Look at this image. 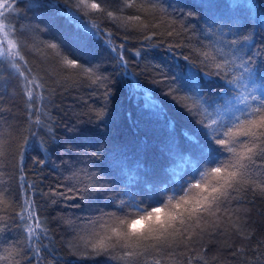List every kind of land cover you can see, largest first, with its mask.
<instances>
[{
    "label": "trees",
    "instance_id": "obj_1",
    "mask_svg": "<svg viewBox=\"0 0 264 264\" xmlns=\"http://www.w3.org/2000/svg\"><path fill=\"white\" fill-rule=\"evenodd\" d=\"M124 2L108 0L106 7L122 16L141 15L149 27L138 29L135 21L124 27L93 13L96 28L89 30L48 0H14V12L7 14L15 26L14 38L27 44L24 61H17L20 71L36 82L27 85L8 62H0V257L11 248L21 250L15 261L0 264H124L106 255L78 254L83 250L79 238H89L93 227L99 228L92 223L98 217L124 214L117 211L122 193H132L146 208L154 194L174 195L183 181L198 178L184 165L177 168L176 178L165 173L173 161L161 151L169 122L175 126L180 151L197 155L185 132L203 141L199 120L206 116L182 91L185 73L200 76L202 102L219 112L221 120L230 122L236 112L230 103L234 89L200 55L210 52L223 59L215 41L205 35L213 23L209 17L237 20L249 39L245 52L264 67V0H253L251 15L243 7L245 0L235 9L229 6L231 0H212L216 7L211 12L202 6L208 0H137L157 9L147 18ZM88 23L85 17L84 25ZM225 32L232 38V32ZM49 42L57 43L59 52L48 48ZM112 48L122 52L126 64ZM64 59L78 61L81 68L65 66ZM26 86L33 92L31 101ZM149 97L159 110L151 107ZM137 161L143 165L144 180L133 184L122 169ZM97 182L107 195L88 194ZM26 197L48 230L31 245L18 216ZM219 215L220 227L211 235L202 240L194 235L161 264H264V192L241 193L227 213ZM77 243L80 249L73 247ZM153 259L150 256L147 264Z\"/></svg>",
    "mask_w": 264,
    "mask_h": 264
},
{
    "label": "snow or ice",
    "instance_id": "obj_2",
    "mask_svg": "<svg viewBox=\"0 0 264 264\" xmlns=\"http://www.w3.org/2000/svg\"><path fill=\"white\" fill-rule=\"evenodd\" d=\"M36 2L38 3V0ZM48 3L71 22L86 26L89 30L96 28V17L93 13L102 14L124 27L133 21L138 22L136 25L138 29L149 27L141 15L122 16L117 11L108 9L106 7L108 0H62L63 8H60V0H48ZM202 6L211 12L216 4L208 0ZM229 6L233 9L241 7L240 0H231ZM124 7L136 8L138 12L145 14V18L149 14L155 15L157 11L155 7L148 9L137 4V0H125ZM243 7L247 8L251 15L255 4L253 0H245ZM12 12L14 0H0V62H8L30 86L36 81L25 76L17 63L24 61L22 49L26 48L27 44L19 38H14L15 26L7 15ZM85 17L89 21L87 25H84ZM209 19L213 23L205 30V35L215 41L217 51L223 59L210 52L201 51L200 55L205 62L211 61L215 74L234 89V92L230 93L235 96L234 102H230L236 109L233 119L230 122L221 120L219 112L213 113L205 107L202 102L203 85L200 76L198 74L189 76L185 73L182 91L193 103L199 104L201 112L206 116L205 119L199 120V131L203 141L197 135L185 132V138L195 145L194 151L197 155L193 157L191 150L180 151L174 135L175 126L169 122V137L161 146V151L173 161L164 169L165 173L176 178L179 175L177 168L184 165L193 168L198 178L194 181H183L174 195H168L163 191L154 194L147 200L146 208L141 207L143 202L137 201L132 193H122L117 211H123L124 214L116 215L113 212L93 221V225L99 224V228L93 227L89 238H79L83 250L78 254L88 257L106 255L124 264L142 262L147 264L151 256L154 258L153 264H161L163 259L174 254L175 249L181 245L186 246L187 241H191L194 235L202 240L218 229L221 224L219 214L227 213L232 202L237 200L241 193L248 190L264 192V67L255 65L251 54L245 52V48L249 46V39L240 30L241 26L237 20L225 21L223 17L217 20L215 16H210ZM204 22L208 24L207 19ZM225 29L233 33L232 38L228 37ZM237 36L243 38L238 39ZM47 47L59 52V45L55 42H49ZM225 49L228 51L225 52ZM111 50L117 52L121 64L127 63L122 52H118L116 48ZM136 55H139V52ZM63 62L67 67L81 68L76 60L64 59ZM82 70L86 73L91 71ZM225 90L228 91V88ZM172 91L168 94L172 95ZM26 96L29 101L32 100L33 92L27 86ZM149 102L153 109H160L158 104L151 102L150 97ZM184 107L191 111L187 105ZM217 145L219 148L215 147ZM142 171L143 165L138 161L131 168L125 165L122 169L128 181L133 184H139L144 180L140 175ZM161 183L167 184L168 181L163 180ZM98 184L99 182L88 189L90 196L107 195V191ZM125 196L128 197L126 201ZM125 209L130 211H124ZM18 216L25 222V233L30 245L33 238L39 240V234L47 236V227L43 225L36 214L33 202L27 197L24 200L23 211L18 213ZM81 243L73 247L80 249ZM20 254L21 250L11 248L8 254L0 257V260L15 261V257ZM197 259L203 261L205 258L198 256Z\"/></svg>",
    "mask_w": 264,
    "mask_h": 264
}]
</instances>
